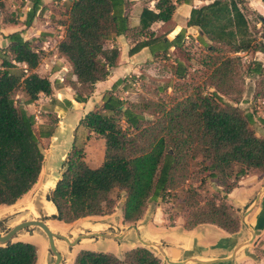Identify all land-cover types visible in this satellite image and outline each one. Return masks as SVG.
<instances>
[{
	"label": "trees",
	"instance_id": "obj_1",
	"mask_svg": "<svg viewBox=\"0 0 264 264\" xmlns=\"http://www.w3.org/2000/svg\"><path fill=\"white\" fill-rule=\"evenodd\" d=\"M150 1L152 9L142 7L135 26H131L127 16L128 6L132 7L130 0L67 1L64 19L57 23L62 34L56 51L70 67L68 79L62 80L72 90L73 101L84 103L93 85L104 81L115 67L119 51L111 43L114 37L123 36L131 43L128 56L147 48L151 57L165 60L170 48L178 50L189 38L184 29L178 28L174 36L177 30L170 33V29L159 36L152 26L170 22L180 5L191 6L184 28L196 29V41L205 48L201 65L205 84L213 91L205 95L195 91L180 98L169 97L167 101L159 98L130 103L115 94L124 78L116 80L102 94L100 105L86 112L77 123L93 138L102 140V160L98 166L89 167L83 151L71 148L46 199L54 208L50 218L69 224L108 215L114 204L110 193L118 190L123 192L122 221L134 223L149 203H162L167 192L182 187L189 178L191 163L200 159L201 171L206 178L216 180L220 189L209 199H201L193 189L184 191L180 199L185 210L182 227L191 230L210 224L234 235L240 224L225 201L226 195L247 174L264 171V138L252 128V113L242 112L221 97L234 95L232 101L237 102L241 89L236 82L241 76L236 54L260 53L264 58V43L256 42L250 33L245 0H202L206 3L198 7H192L193 0ZM1 9L2 0L0 15ZM45 10L42 0H30L21 26L28 28L34 16ZM257 19L264 26V19ZM0 23L15 25L17 20L9 15L0 17ZM3 39L6 45L0 48V206H11L36 183L43 160L39 139L51 136L47 131L36 134L33 115L24 107L34 103L39 95L51 97L52 90L48 77L36 72L40 52L22 37L21 29ZM173 62V76L183 79V65ZM245 73L258 78L259 95L263 96L264 63L252 61ZM16 94L23 100L17 101ZM61 103L63 107L70 106L68 101ZM35 260V247L30 243L0 246V264H34ZM72 264L162 263L147 248L135 247L121 257L80 250Z\"/></svg>",
	"mask_w": 264,
	"mask_h": 264
},
{
	"label": "rangeland",
	"instance_id": "obj_2",
	"mask_svg": "<svg viewBox=\"0 0 264 264\" xmlns=\"http://www.w3.org/2000/svg\"><path fill=\"white\" fill-rule=\"evenodd\" d=\"M43 1H45V12L42 15L36 14L28 28L22 27L21 23L25 19L30 0H2L0 17L12 15V18L17 20V24H20L17 28L21 29L22 37L29 40L31 45L40 52L41 59L36 72L50 78L51 82L60 80L59 77L65 80L68 79L69 71L68 69L63 70V67L66 68L67 66L56 51V44L62 34V28L57 23L64 19V7L69 0ZM148 2L149 0L143 1L144 4ZM203 3L206 1H192V4L195 5H202ZM243 7L252 37L256 42L263 40L264 26L259 23L257 17L260 16L264 19V4L259 3L258 0H245ZM178 11L180 12V10ZM179 12L176 14L177 17L175 16L176 21L180 22L181 28L184 29L189 38L184 39L178 50L169 49L167 59L151 57L150 60L138 62L141 59L138 57H142L143 54H139L140 56L134 59H129L123 53L120 54L121 60L139 63L134 65L135 71L127 72L123 76V84L115 90V94L120 99L130 103L156 101L159 98L167 101L172 96L180 98L195 91L205 95L213 91L211 87L205 84V70L201 65L203 55L206 53L205 48L196 41L197 31L189 30L186 32L188 30L184 28V16ZM127 16L130 19V24H132L131 4L128 6ZM172 26L173 21L170 20L163 25H154L152 29L156 35L160 36L169 31ZM177 29L178 26H175L170 33H174ZM169 35L166 37L170 38ZM129 44L131 45V43ZM236 56L240 59L239 75L241 76L236 84L241 89V94L236 103L232 101L234 95L222 96L221 99L227 104L237 106L242 112L252 113L254 117L252 128L257 136L264 138V95H259L261 88L258 85V78L245 73V68L252 61L264 63V58L260 53L252 52L237 53ZM173 61H179L185 69L184 78L181 80L176 79L172 74ZM112 73L114 74L115 70ZM122 87H126V89ZM15 99L17 101L23 100L20 94H16ZM24 108L28 114L35 117L33 120L36 134L47 131L50 132L51 136L39 139L43 160L36 183L15 204L9 207H0V234H5L8 229L22 221L38 220L43 222L50 232L62 237L53 239L55 250L60 255L57 264H70V261L72 264L71 259L82 249L117 254L119 246L122 244L127 246L137 244L139 240L132 232L124 234L119 240L92 237L74 242L76 237L89 233L118 236L130 225L123 223L119 217L123 192L118 190H113L110 193V198L114 201L110 215L83 218L69 224L54 222L50 219L54 213V208L46 199L62 172L66 155L72 147L80 148L83 151L85 162L93 168L98 166L102 160L103 144L100 139L93 138L84 128L77 125L80 119L79 113H73V110L63 107L62 103L57 102L52 96L48 98L39 96L34 103ZM189 171V178L183 186L175 191L167 192L161 200L162 203H159L163 215L162 219L167 224L174 220L183 221L185 210L182 208L180 199L184 191L193 189L201 199H209L217 189H220L216 186V180L205 177L204 172L201 171L200 159L191 163ZM153 208L154 203H149L146 206L147 214L144 216L146 219L151 216L150 213ZM233 214L238 219L240 218L239 224H241L243 222V216L240 217L241 213L237 214L233 210ZM257 233L255 230L254 235ZM139 236L142 237L141 234ZM235 239L241 238L234 237L233 240ZM17 241L34 245L36 251L35 264L54 263L55 257L49 250L46 237L39 228L28 227L17 232L10 242ZM229 244L234 243L230 242ZM262 245L261 240L255 244H252V240L244 243L245 249H249L254 260H257L255 264H264V249L259 248ZM154 254L156 253L154 252ZM156 257L162 264H166L161 256L160 258L156 254Z\"/></svg>",
	"mask_w": 264,
	"mask_h": 264
},
{
	"label": "crops",
	"instance_id": "obj_3",
	"mask_svg": "<svg viewBox=\"0 0 264 264\" xmlns=\"http://www.w3.org/2000/svg\"><path fill=\"white\" fill-rule=\"evenodd\" d=\"M130 1L133 2L131 7V16L133 22L131 26H135L137 24V15L140 9L142 7L152 9L153 1H150L147 4H144L143 0ZM258 2L261 3L259 0ZM42 4L44 5L45 1L42 0ZM198 6L201 5L192 4V7ZM190 8L191 6L187 5H180L176 8L174 14L172 15L173 26L170 29L171 31L175 26H178L179 30L181 29V25L179 24L180 22L176 21V14H178L179 12L178 10H180L179 13L183 14V23L185 24ZM19 25L20 24L5 25L0 23V48L6 45V41L5 39H3V37L12 32L19 31L20 28H17V26ZM186 30H188L186 32H189V30L196 31V29L194 28H186ZM177 32L178 30L172 36H174ZM111 43L114 44L119 51L115 67L110 69L109 74L104 81L97 82L93 85V90L84 103H76L73 101L72 90L63 83V80L60 77V80L55 82H51V79L48 78L51 82L52 97L57 102H62L64 100L68 101L70 103L68 109L73 110V113H79L80 118L86 112L93 110L100 105V98L102 94L105 91L109 90L111 85L116 80L123 78V76L127 74V72L135 71L134 65L139 64L138 62H144L151 59L147 48H143L132 56H128L127 51L131 47V45L129 44V41L123 36L114 37ZM121 53H123V55H127L129 59H134L135 57L140 56L139 54L143 55L142 57H138L141 58L138 60V62L132 63V61L121 60L119 58ZM63 60L65 61V64L67 66L66 68L63 67V70L68 69L69 71L70 67L68 63L64 58ZM114 70L115 73L113 74L112 72ZM69 79L74 80V77L70 76ZM225 201L232 207L235 213H241L240 217L243 216L242 218L244 225L240 224L239 230L237 232L239 233V235H236L237 233L235 235H229L210 224H201L191 230L183 229L182 220H174L167 224L162 219L163 215L161 207L159 206V202H156L154 203V208L150 213L151 216L149 217V219H146V217H144L147 214L146 210L138 221L127 226H132L133 228H129L124 233V230L127 228L126 227L123 232L118 235L122 237L124 234L132 232L135 234L139 242L131 246L122 244L121 246H119L117 254H114L113 252L108 253H111L116 257H121L125 251L135 247H144L142 243H145L147 246L144 248H147L154 256H156L157 254L159 257H162H160L161 259L165 257L167 261L171 263L255 264V261L257 260H254L249 249H245L244 243H248L252 240V244H255L261 240L263 242V245L259 248L261 250L264 249V171L262 173L253 171L251 174L241 178L238 182L237 187L232 189L231 192L226 195ZM119 217L122 221L120 213ZM53 221L55 222V220ZM260 225H262L261 228L257 229V227H259ZM255 230L258 232L256 235H254ZM140 234L142 236L141 238L139 236ZM252 234L254 236H252ZM233 236L235 238L241 239L233 240ZM230 242L234 244L230 245ZM154 252L156 254H154ZM73 258L71 259L72 261Z\"/></svg>",
	"mask_w": 264,
	"mask_h": 264
},
{
	"label": "water",
	"instance_id": "obj_4",
	"mask_svg": "<svg viewBox=\"0 0 264 264\" xmlns=\"http://www.w3.org/2000/svg\"><path fill=\"white\" fill-rule=\"evenodd\" d=\"M51 220H53V219H51ZM241 224L244 225L243 222H241ZM28 227H37V228H39L43 232V234L46 237L49 250L52 252V254L55 257V261H54L53 264H57L59 262L60 255L55 250V247H54V244H53V239L56 238V237L57 238L58 237L62 238V237L61 236H58V235H56V234H54L52 232H50V230L47 228V226L43 222L38 221V220L22 221V222H20L18 224H15L10 229H8V231L5 234H3V235L0 234V246H4L7 243H12V242H10V240L13 238V236L17 232H19V231H21L23 229H26ZM129 228H133V227L132 226L127 227L124 230V233ZM237 235H239V234L237 233ZM252 236H254V235L252 234ZM92 237L110 238V239H118V240L121 238V236H114V235H109V234L89 233V234H86L84 236H78V237H76L75 240H74V242L77 241V240H81V239H90ZM142 244H143L144 247L147 246L145 243H142ZM163 259H164V261H165L166 264H181V263H171V262H168L165 257H163Z\"/></svg>",
	"mask_w": 264,
	"mask_h": 264
},
{
	"label": "built area",
	"instance_id": "obj_5",
	"mask_svg": "<svg viewBox=\"0 0 264 264\" xmlns=\"http://www.w3.org/2000/svg\"><path fill=\"white\" fill-rule=\"evenodd\" d=\"M263 43H264V39L263 40H261ZM33 119H35V117H33Z\"/></svg>",
	"mask_w": 264,
	"mask_h": 264
}]
</instances>
